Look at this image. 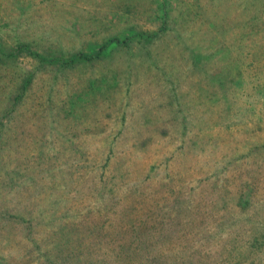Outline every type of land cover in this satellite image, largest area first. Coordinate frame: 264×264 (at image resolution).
I'll return each mask as SVG.
<instances>
[{"label": "rangeland", "instance_id": "374dc122", "mask_svg": "<svg viewBox=\"0 0 264 264\" xmlns=\"http://www.w3.org/2000/svg\"><path fill=\"white\" fill-rule=\"evenodd\" d=\"M0 264H264V0H0Z\"/></svg>", "mask_w": 264, "mask_h": 264}]
</instances>
